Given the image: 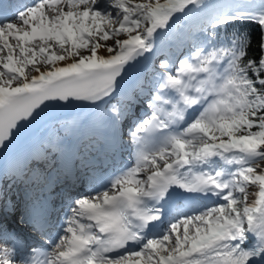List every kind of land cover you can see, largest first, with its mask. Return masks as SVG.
<instances>
[{
  "label": "snow or ice",
  "instance_id": "6c2138e0",
  "mask_svg": "<svg viewBox=\"0 0 264 264\" xmlns=\"http://www.w3.org/2000/svg\"><path fill=\"white\" fill-rule=\"evenodd\" d=\"M178 25L191 45L178 61L161 60L150 112L129 129V163L101 189L67 193L55 239L47 221L32 224L38 246L0 223V264H264V0L0 3V151L52 107L106 104L127 69ZM245 25L258 32L256 56ZM139 105L126 94L111 106L113 121ZM66 127H53L0 179L44 170L64 152ZM174 197L183 200L176 210Z\"/></svg>",
  "mask_w": 264,
  "mask_h": 264
},
{
  "label": "bare ground",
  "instance_id": "6f19581e",
  "mask_svg": "<svg viewBox=\"0 0 264 264\" xmlns=\"http://www.w3.org/2000/svg\"><path fill=\"white\" fill-rule=\"evenodd\" d=\"M14 2V0H10L9 3ZM35 2V0L33 1ZM32 2V3H33ZM221 1H216V3H220ZM31 4V3H30ZM232 4L231 1L229 0H224V2L221 3V5H229ZM195 18L192 19L191 23L194 25L195 24ZM183 31V30H182ZM175 32V31H174ZM172 35L166 36L168 38L167 43L171 42ZM164 36L157 41V48L161 46V40H163ZM182 38V37H181ZM179 37L177 38L176 41L179 42ZM181 42V41H180ZM177 43V42H176ZM181 44H179L177 47H179ZM165 49V48H164ZM168 49V48H167ZM176 52V51H175ZM99 53L102 55H106V52L103 48L99 50ZM165 54H168L164 52ZM164 53L161 52V50L157 49L153 54H145L147 56V59L145 58H140L139 62H134L132 66L127 70L126 74H124L123 80L120 81L119 88L115 96L108 101L106 104H100L99 106H93L91 102H78L76 104H73L72 106L64 108L61 112L56 113L54 115H49L36 123L27 133H26V138L29 139V141L34 142H39L43 137L47 136L50 130L53 127H59L60 125L66 124V128L61 129V137L64 138L66 137L67 139H76L78 136L82 133V121L86 120V116L88 115L89 121L95 123L97 126L100 128H104L105 126L108 127V129H115L117 127L116 132L119 131V123L120 122H125L128 120V118H133L136 116V113L134 114H128L126 118H122L121 120L114 122L113 121V113L111 112V109L106 113V108L110 107L112 105H117L119 101H122L125 98L126 94H142L147 91V88L149 85V81H147V78L144 79L145 76H147V67L149 66V69L153 68V63L151 61H154L155 58L159 57L160 55H165ZM69 61H61L58 62L59 66H63L65 63ZM41 70H44L43 67H41ZM36 73H32L29 75H35ZM147 93V92H146ZM120 94H122L120 96ZM140 105H141V100H140ZM140 107H136V109L139 110ZM135 109V110H136ZM105 125V126H104ZM125 138V137H124ZM129 138V137H127ZM86 148H90L89 144H86ZM126 148V143L123 139V143L119 146L118 152L120 154H123V157L125 158L126 156V162H112V160L109 158V155H104L103 157L100 158V160H90L91 163L89 164H84L82 161L79 165V169L77 172V177L76 181L74 183H71L67 181L63 175L60 176L61 181L58 182L57 180L59 179L58 177H55V180L52 183L53 186V197L51 200V206L46 210L47 212H53L60 210L63 212L60 220L58 221V229L59 231L55 233L54 239L56 238L57 234L60 233L61 231V225L64 223V218L65 214L69 210V200L67 193L71 190L75 194L77 190H85L86 188H83L84 185L87 183H91L93 185V188L89 190H94V189H101V187L106 184L100 177L97 176H106L109 177L111 176L115 171L118 169L123 168L124 166L127 165V163L131 160V154L132 151L127 152ZM3 161V157L0 158V167ZM98 162V163H97ZM107 162V163H106ZM111 162V163H108ZM53 162L50 164L46 165L44 170L49 167ZM125 163V164H124ZM88 170V172L84 173V168ZM108 168L110 169L108 171ZM44 170L37 169L36 172L33 174V177H31L30 184H28V187H25L24 192L19 193L17 192V188L15 187V183L21 182L22 180H14L11 179L10 181H7L4 185V187H7L12 193L14 198L9 196L11 200H14V206L17 209H21L20 215H23L25 212L26 206L31 207L33 206V200L35 197H38L40 195H45V191L42 186L45 184L51 183L48 179H44V181L40 180L37 178V176H41V173ZM104 172V173H103ZM142 175V174H141ZM99 179V180H98ZM97 180V183H94V181ZM17 184V183H16ZM249 191H253V187L250 186ZM28 192L31 193V195H28ZM85 194V193H84ZM251 200L252 197H249ZM9 206L7 205V208ZM7 221V222H6ZM6 225H9V229L12 228L13 223L11 224L8 219H6V213L1 212L0 213V223H4ZM17 225V224H16ZM20 225H24V223H20ZM16 233V231H15ZM41 240H44L42 237H40Z\"/></svg>",
  "mask_w": 264,
  "mask_h": 264
},
{
  "label": "rangeland",
  "instance_id": "374dc122",
  "mask_svg": "<svg viewBox=\"0 0 264 264\" xmlns=\"http://www.w3.org/2000/svg\"><path fill=\"white\" fill-rule=\"evenodd\" d=\"M216 1H221L220 3H216ZM227 1V0H226ZM229 1H231L232 3H236L237 2V0H229ZM207 2H209V3H211V4H217V5H221V3L222 2H224V0H207ZM34 3V2H33ZM183 30V31H182ZM185 32H186V29H184V28H181L179 25L177 26V29L175 30V32L173 31V35H172V39H171V42H170V40H169V42L167 43V41H168V38H166V36H168V35H171L172 34V32L171 33H169L168 35H166V36H164V38H163V40H161V46L159 47V48H157V49H159V50H161V52L162 53H164V52H166V53H168V54H165V55H160L159 57H157V58H155V60L154 61H151V63H153V68L152 69H149V66H148V69H147V76H145L144 77V79H146L147 78V81H149V83H150V86H148V88H147V93L146 92H144V93H142V94H139V99L142 101V106H145V108H147L148 110H150L149 109V107H148V97H149V95H150V91H151V89H152V85H153V83H154V75H155V72H156V70H158L159 69V66H160V62H161V60L162 59H164V58H171V59H173V60H177L178 61V59L179 58H182L181 57V54L180 53H182V51H183V47L184 46H188V44H189V42H190V38L188 37V36H186L185 35ZM180 38L179 39V42L178 41H176L177 40V38ZM182 37V38H181ZM122 38V37H121ZM181 41V42H180ZM177 42V43H176ZM109 44H111L112 43V41H109L108 42ZM170 43H173L174 44V47H169V44ZM179 44H181L179 47H177ZM165 48V49H164ZM168 48V49H167ZM176 51V52H175ZM41 67H43V66H41ZM33 72H30L29 74H32ZM109 109H111L110 107H107L106 108V113L109 111ZM138 113V112H137ZM147 118V117H146ZM121 123V122H120ZM123 124H125V122H123ZM124 126H126V125H123V126H121V130L123 129L124 130ZM131 126V125H130ZM130 126H128V128H127V130L129 131V129H130ZM128 137V135L125 137V138H127ZM130 139V138H129ZM129 142V140H127V143ZM143 173H142V177H143ZM12 198H14V196L12 197ZM61 214H63L62 212H61ZM62 226V225H61Z\"/></svg>",
  "mask_w": 264,
  "mask_h": 264
},
{
  "label": "trees",
  "instance_id": "16d2710c",
  "mask_svg": "<svg viewBox=\"0 0 264 264\" xmlns=\"http://www.w3.org/2000/svg\"><path fill=\"white\" fill-rule=\"evenodd\" d=\"M244 28H246L252 35V49L250 51V55L252 56H256L258 55V48H257V41H258V32L257 30H255L254 28H252L251 26L245 25ZM233 31L232 28H229L227 30V34H231V32ZM222 35H224V33H222Z\"/></svg>",
  "mask_w": 264,
  "mask_h": 264
}]
</instances>
